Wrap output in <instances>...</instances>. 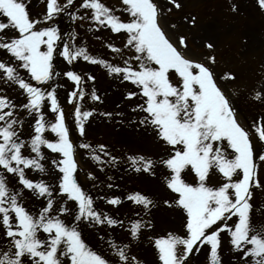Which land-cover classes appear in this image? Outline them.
<instances>
[{"label":"snow or ice","instance_id":"6c2138e0","mask_svg":"<svg viewBox=\"0 0 264 264\" xmlns=\"http://www.w3.org/2000/svg\"><path fill=\"white\" fill-rule=\"evenodd\" d=\"M45 3L43 19L34 20L24 0H0V17H3L0 19V33H3L0 35V49L16 62L0 60V80L16 85L26 97V103L17 105L8 96L0 95V227L7 238L6 245L0 247V264H62L61 257L69 264H109L84 243L78 224L70 227L61 219L70 209L66 202L55 206L57 193L74 202L77 222L106 223L110 227L122 224L94 208L93 199L81 188L74 175L77 163L65 113L55 88L49 84L60 75L54 70L53 63L57 52L69 64L83 58L101 65L109 75L122 76L123 81L139 88L143 103L133 109L145 114L139 123L150 126L158 140L171 149L160 163L170 173L165 182L178 197L175 205L185 213V235L169 233L166 238L155 240L160 264H186L193 251L199 252L204 245L210 249L209 264H220L218 249L223 231L229 233L233 248L243 254L245 264H264V226L254 227L250 219V188L253 182L256 186L259 184L255 181L254 146L249 133L237 121L232 102L218 85L213 71L204 63L187 58L167 38L159 25L154 0H122L123 10L130 17L127 22L101 0H80L79 8L86 10L83 16L68 13L73 20L90 19L98 27L110 28L113 33H127L125 46L131 48L134 55L124 60L123 66L89 56L85 48H77L71 42L75 39L74 33L68 40H62L58 28L49 24L68 12L74 0H65L63 4L59 0H45ZM257 5L264 11V0H257ZM175 6L180 7L179 4ZM41 23L46 26L40 28ZM7 30H14L17 35L8 37ZM179 43L186 47L183 37ZM206 47L211 49L213 45L209 43ZM112 51L121 52L114 47ZM209 60L215 63L214 57ZM133 61L137 62L135 66ZM20 69L26 72L27 79L20 74ZM172 74L178 78L175 83ZM63 75L74 85L68 103L74 105L76 128L84 135L85 122L92 112L83 110L80 103L86 96L82 77L73 71ZM88 79L94 80V77ZM220 79L234 80L235 76L225 73ZM135 95L137 93L130 92L128 98ZM254 98L264 99V90L257 91ZM91 99L100 98L93 91ZM45 103L55 114L54 122L45 118ZM25 112L34 117L29 122L32 134L27 140L22 138ZM48 131L55 134V141L46 138ZM255 131L259 140L264 142V125L256 126ZM225 142L226 148L231 150V157ZM80 147L91 148L86 143ZM45 148L60 157L52 161L59 174L56 187L27 175L28 171L46 172L42 163L46 160ZM92 152L93 160L105 162L95 154L96 150ZM99 152L109 155L104 145L99 146ZM128 159L134 171L154 175L151 159L144 156ZM259 159L264 161V155H259ZM115 160L110 157L111 162ZM188 168L195 173L196 186L182 179V172ZM212 169L224 178L218 187L206 184ZM237 175H240L238 180L234 179ZM17 182L20 187L14 186ZM25 189L45 199L36 214L23 203ZM127 199L146 211L153 205L151 199L139 192L128 195ZM107 203L116 206L121 200L114 197ZM232 217L237 219L230 226L227 221ZM145 227L152 225L142 220L131 222L130 235L136 238ZM41 234H44L43 238ZM110 247L118 257V264H140L135 256H130L127 245L119 246L110 241Z\"/></svg>","mask_w":264,"mask_h":264},{"label":"rangeland","instance_id":"374dc122","mask_svg":"<svg viewBox=\"0 0 264 264\" xmlns=\"http://www.w3.org/2000/svg\"><path fill=\"white\" fill-rule=\"evenodd\" d=\"M155 2L158 5V13L160 16L162 28L166 30L168 35L173 40H176L177 35L179 38L184 36L187 37L189 47L185 48L186 55H198L195 50L201 51L200 48L202 47L203 41H207L213 45L214 51H216L217 54V58L220 61L216 62L214 65L213 63H209L207 65L215 73L217 79H220L227 70L226 68H224L222 60L232 59V69L235 68V72L238 73V79H234L232 81L220 79L221 81H218L220 87L225 91L226 95L231 98V100L232 97H234L233 94L235 91V87L245 86L246 83H242V81H244V79L250 77L251 75H254L252 69L258 71V69L262 68V66L258 65V63H261L263 65V58H258L257 61L253 56L254 53L257 55L258 51L263 49L262 34H264V32L261 31L262 27H264V20L262 22V20L259 18L260 15L264 16V14L261 13L256 0H222V5H217L215 6V8H213L212 5H216V0H175V2H172V0H155ZM176 4H179L180 7H176ZM234 6L236 9L235 11H233ZM123 16L124 15H122V17ZM251 18H253L254 25H250ZM0 19H3V17H0ZM189 21H191V24ZM249 31L255 34L254 42H252L250 45V38L247 36V32ZM16 35L17 33L14 30H7L8 37H14ZM119 36L120 33H116V37ZM226 43H230V47L228 46V48H226ZM254 43H256V45L253 47ZM224 47L227 50H224ZM207 53L208 52L202 53L200 56L206 55ZM97 55L100 56L101 59H107L105 55ZM99 70L102 71V74L99 75L98 79L94 80L105 79V82L101 95H97L100 99L94 100V104L96 107H101L102 105L106 107L108 105V102L115 100L116 121H118L121 117L122 109L125 110L124 105L126 103L128 104L131 101V98L128 99V94L130 92L137 93V95L133 96L136 99L131 101L132 104L136 105L137 107L138 105L143 103L144 98L139 95V88L127 81H123L122 76L115 75V77L112 76L111 79H109L108 76H105L106 74L104 67ZM255 75L256 77H258V72ZM263 79L264 74L260 75L259 80L261 81V84L259 87V91L264 90ZM69 89L74 90V88ZM129 123L125 121V126H121L120 128L117 127L118 123H116V128L114 127L115 124L112 123L110 125V129L113 133L112 135L115 136V138L120 139V141H122L123 143L130 145L132 148L136 149V151H141L143 153L152 152L153 157L151 160L154 162V170L156 167H158L157 163L160 159L158 151L163 147L164 144H160L157 151L151 150V145L153 149L156 148L157 144L160 142V140H158L156 136V133H154L152 138H150L149 133L143 129L139 130L138 133L133 134L132 126L134 123ZM94 124H96V126H98L97 124H99L101 129H106L107 127L105 121H99L97 118L94 119ZM125 130H129L133 134L131 135V139H129V141L122 140V137L119 135ZM147 135L148 137H146ZM142 140L147 141L142 143ZM166 150L169 153V148H167ZM79 154L80 152L77 150V156H79ZM57 157L58 159H60L59 155H57ZM78 162V165L83 168L84 163L80 162L79 159ZM49 167V174L51 175L52 184L54 187H56L58 185V176H54V172L52 170L53 165L50 164ZM189 171L192 172L190 168ZM138 177L145 180L146 184L150 187L149 190L152 192V195L153 193H158L160 195V192L163 191V185L159 180V176L144 174L138 175ZM170 202L175 203V201ZM103 212L105 215L116 220V209L103 210ZM75 214L76 209L74 207L73 209H70L69 212L63 214V220L65 224L70 227L78 224V230L81 233V239L85 244H89L86 236L90 232L92 233V231H94L95 235L98 234L101 231L99 229L101 227H107L108 231H112L116 235L117 225L114 227H110L106 223L95 224L88 221L77 222L75 221ZM178 214L180 217H178ZM142 216L145 217V222L151 223L152 227H149L151 231L158 232V230L162 228L161 226H164V228L167 229L177 227L178 232H181L183 235H185V213L181 208L176 211L169 206L167 209L166 205L158 204V206L150 209L148 213L147 211L144 212ZM136 251L142 253L144 262H146L147 255L152 254L155 259L158 258L155 252V246L153 244L136 245ZM239 256H241V254H239ZM147 263L150 262L147 261Z\"/></svg>","mask_w":264,"mask_h":264}]
</instances>
